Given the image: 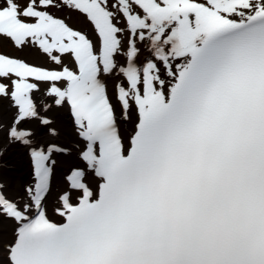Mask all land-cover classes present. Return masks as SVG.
<instances>
[{
	"label": "snow or ice",
	"instance_id": "1",
	"mask_svg": "<svg viewBox=\"0 0 264 264\" xmlns=\"http://www.w3.org/2000/svg\"><path fill=\"white\" fill-rule=\"evenodd\" d=\"M6 44L45 59L0 52L8 264H264V0H0Z\"/></svg>",
	"mask_w": 264,
	"mask_h": 264
},
{
	"label": "rangeland",
	"instance_id": "2",
	"mask_svg": "<svg viewBox=\"0 0 264 264\" xmlns=\"http://www.w3.org/2000/svg\"><path fill=\"white\" fill-rule=\"evenodd\" d=\"M51 11L57 17L65 19V22L75 29L83 30L86 27L84 18L77 12L71 11L67 8H62L60 11L52 9ZM0 52L14 57H20L33 63H41L43 60H45L43 57L38 58L39 52L36 50L26 48L23 51H18L17 49L12 47L11 44H6L5 46L0 47ZM32 58H36V60ZM108 85L109 95L111 97L113 94L112 81H108ZM3 103L6 104L7 102L4 101ZM113 103H116L115 100H113ZM11 115V112L0 109V117L3 118L4 123L8 122V119L11 117ZM50 115L56 118V123L54 126L58 127L65 137L71 139V133L66 131L69 126L66 114L63 111H53L50 113ZM117 115L119 117V109H117ZM129 125V123L120 122L121 131L129 129ZM2 140L3 137L0 136V142H2ZM61 161H63V158H61ZM0 165H2V167H0V182L5 183L6 194L9 196V198L20 199L24 196L25 185L31 182V162L27 155V152L16 147L9 148L7 154L3 157L2 160H0ZM64 167H66V164H64L63 162L58 163L55 178L53 181L54 187L57 186V179L62 174Z\"/></svg>",
	"mask_w": 264,
	"mask_h": 264
},
{
	"label": "bare ground",
	"instance_id": "3",
	"mask_svg": "<svg viewBox=\"0 0 264 264\" xmlns=\"http://www.w3.org/2000/svg\"><path fill=\"white\" fill-rule=\"evenodd\" d=\"M42 56L39 54L38 58H41ZM20 58V57H19ZM34 60H36V58H32ZM27 61V60H26ZM29 63L32 64H37V65H42L44 66L45 64V60H43L41 63H33L30 61H27ZM44 62V63H43ZM131 127V125H129V128ZM122 133H124L125 131H121ZM48 214H49V218L53 220V222H59L60 218L58 216L55 215V213H53L51 211V204L48 205ZM12 239V225L11 223H0V264H8V258H7V247L6 245H8V241H10Z\"/></svg>",
	"mask_w": 264,
	"mask_h": 264
},
{
	"label": "water",
	"instance_id": "4",
	"mask_svg": "<svg viewBox=\"0 0 264 264\" xmlns=\"http://www.w3.org/2000/svg\"><path fill=\"white\" fill-rule=\"evenodd\" d=\"M6 247H7V245H6Z\"/></svg>",
	"mask_w": 264,
	"mask_h": 264
}]
</instances>
